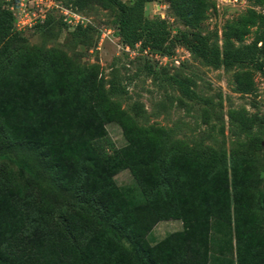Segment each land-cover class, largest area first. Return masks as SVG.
<instances>
[{
    "label": "trees",
    "instance_id": "obj_1",
    "mask_svg": "<svg viewBox=\"0 0 264 264\" xmlns=\"http://www.w3.org/2000/svg\"><path fill=\"white\" fill-rule=\"evenodd\" d=\"M96 1L117 9L125 44L166 52V21L144 15L151 0ZM204 3L171 0L192 26ZM241 22L223 32V49L199 33L179 40L208 65L245 64L264 74V13L248 9ZM248 25L256 26L252 42L234 46L231 34L240 38ZM19 34L13 10L0 7V150H14L29 176L21 187L10 174L0 175V264H264V198L253 190L254 161L190 150L167 164L161 147L152 145L160 128L135 129L96 75L74 72L60 51L23 46ZM230 116L245 126L240 110ZM108 121L121 125L125 146L115 145ZM122 169L132 174L142 201L115 182ZM173 218L183 221L182 231L147 240L159 220Z\"/></svg>",
    "mask_w": 264,
    "mask_h": 264
},
{
    "label": "rangeland",
    "instance_id": "obj_2",
    "mask_svg": "<svg viewBox=\"0 0 264 264\" xmlns=\"http://www.w3.org/2000/svg\"><path fill=\"white\" fill-rule=\"evenodd\" d=\"M0 7L13 10L15 25L20 23V44L43 53L62 52L74 72L96 75L108 98L129 116L135 129L155 134L160 128V140L154 137L152 145L161 147L167 164L172 156L190 150L222 154L227 162L234 154L248 156L257 171L253 190L259 200L264 198V74L245 64L208 65L179 40L183 33H199L223 49V32L241 25L248 9L264 13V0H205L197 26L184 24L171 0L146 2V17L166 21L170 35L165 53H152L140 43L125 44L119 34L117 9L96 0H87L82 6L74 0H0ZM255 30L256 26L248 25L240 38L234 33L230 39L234 46L250 43ZM14 45L12 53L18 48ZM260 58L264 61V53ZM181 84L192 96L183 93ZM112 85L116 92H110ZM232 110L241 111L245 126L239 117L230 116ZM104 127L117 147L127 144L117 121H108ZM2 173L10 174L21 187L29 183L12 149L0 150ZM114 180L120 187H130L136 202L142 201L128 169L120 170ZM261 212L264 221V207ZM183 228L181 219L159 220L147 240L153 244Z\"/></svg>",
    "mask_w": 264,
    "mask_h": 264
},
{
    "label": "built area",
    "instance_id": "obj_3",
    "mask_svg": "<svg viewBox=\"0 0 264 264\" xmlns=\"http://www.w3.org/2000/svg\"><path fill=\"white\" fill-rule=\"evenodd\" d=\"M20 5H23V2H19ZM21 24H25L24 21L21 23ZM20 23L16 24V28L17 30H20L18 27H19Z\"/></svg>",
    "mask_w": 264,
    "mask_h": 264
}]
</instances>
